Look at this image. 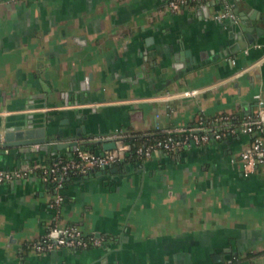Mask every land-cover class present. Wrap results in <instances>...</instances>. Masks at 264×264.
Returning a JSON list of instances; mask_svg holds the SVG:
<instances>
[{
	"label": "crops",
	"instance_id": "crops-1",
	"mask_svg": "<svg viewBox=\"0 0 264 264\" xmlns=\"http://www.w3.org/2000/svg\"><path fill=\"white\" fill-rule=\"evenodd\" d=\"M168 1L0 0V141L31 114L103 151L96 136L116 129L254 111L264 0H227L237 20L224 21L213 16L218 5L174 11ZM251 24L255 41L236 50L238 30ZM248 138L127 158L67 176L58 191L38 164L73 150L30 152L22 164L23 153L0 149V170L28 169L0 181V264H264V168L244 169L238 151ZM53 224L100 242L37 251Z\"/></svg>",
	"mask_w": 264,
	"mask_h": 264
},
{
	"label": "built area",
	"instance_id": "built-area-1",
	"mask_svg": "<svg viewBox=\"0 0 264 264\" xmlns=\"http://www.w3.org/2000/svg\"><path fill=\"white\" fill-rule=\"evenodd\" d=\"M189 3L218 5L214 18L219 21L226 19L237 20V13L232 3L227 0H169V7L176 11ZM255 43L254 46H260ZM247 50V49H246ZM235 61L234 58H232ZM194 89L189 93H194ZM258 106L252 112L226 113L211 118H201L198 121L183 126L161 128L159 125L152 131L125 132L116 129L111 133L96 136L105 141L114 139L115 148L95 151L80 145L67 157H58L43 164L40 174L47 182L53 183L57 191L63 185L67 176L87 173L92 168H101L127 159L131 144L128 138L141 137L148 134L162 133L163 137L137 146L135 155L138 158H149L160 149L177 151L181 148L202 145L211 141H219L237 134H247L248 140L242 143L238 155L246 172L257 168H264V90L257 94ZM82 138L78 139L80 142ZM28 172L27 168L0 170V181H8L22 177ZM57 193L55 202L63 200ZM99 237L87 236L76 225H51L45 235L33 243L37 251H46L54 247H86L89 244H98ZM230 264H237L231 262Z\"/></svg>",
	"mask_w": 264,
	"mask_h": 264
},
{
	"label": "water",
	"instance_id": "water-1",
	"mask_svg": "<svg viewBox=\"0 0 264 264\" xmlns=\"http://www.w3.org/2000/svg\"><path fill=\"white\" fill-rule=\"evenodd\" d=\"M197 5L204 9L205 7H208L209 4ZM253 28L254 26L251 24L248 27L244 26L238 30V43H236V50L241 48L246 49L249 43H253L255 41L256 33L260 32V28H257L256 33H254ZM243 30H246L245 34H243ZM33 120L34 117L31 114L28 118L27 125L19 123L15 126L8 127L4 132L3 140L0 141V149H7L8 152L10 151L17 156L21 155L22 153L25 155L26 159H22V164L28 163L30 160V152L39 151L42 153L43 151H51L53 154H55L57 150L63 149L64 147H68L73 151L78 145L85 148L83 142H78V137L76 135L81 133L79 130L76 131V135L69 134L62 137L60 134H56L48 128L49 125L46 121V118L39 121V123L38 121L35 122ZM61 137L62 140L59 139ZM116 145L117 142L114 139L103 141L104 149L115 148ZM48 163H50V161ZM42 165L43 164H38L39 167ZM22 168H27V166L24 165Z\"/></svg>",
	"mask_w": 264,
	"mask_h": 264
},
{
	"label": "trees",
	"instance_id": "trees-1",
	"mask_svg": "<svg viewBox=\"0 0 264 264\" xmlns=\"http://www.w3.org/2000/svg\"><path fill=\"white\" fill-rule=\"evenodd\" d=\"M226 113H234V114H239V113H242V112H239V111H224V112H221V113H218L216 115H212L210 117H203V118H211V117H214V116H218V115H221V114H226ZM163 137V134L162 133H156V134H148V135H143L141 137H132V138H128L127 139V142H129L131 144V148L129 149L128 151V154H127V157L128 158H133V157H136L135 155V149L137 148V146L141 145V144H144V143H147L149 141H153L155 139H158V138H161ZM38 171L39 173L41 174L42 173V167H39L38 168ZM51 185L53 186V183H51ZM54 187V186H53ZM239 261V258H235L232 262H237Z\"/></svg>",
	"mask_w": 264,
	"mask_h": 264
}]
</instances>
